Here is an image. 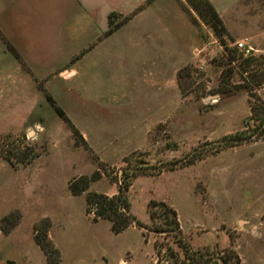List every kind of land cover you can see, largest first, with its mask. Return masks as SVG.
<instances>
[{
  "label": "rangeland",
  "instance_id": "1",
  "mask_svg": "<svg viewBox=\"0 0 264 264\" xmlns=\"http://www.w3.org/2000/svg\"><path fill=\"white\" fill-rule=\"evenodd\" d=\"M153 1L141 6V0H125V16L117 14L114 34L89 57L91 62L78 67L77 76L57 73L34 81V88L23 75L31 73L21 64L25 71L17 81L4 72L0 78V221L21 211L14 237L27 244L34 264L43 256L32 240L33 223L48 219L56 237L65 233L60 231L63 223L82 229L87 194L116 190L118 196L126 171L135 173L126 178L130 212L146 228L127 229L105 242L114 250L125 244L126 264H264V140L254 136L238 145L225 142L238 133H254L259 121L249 120L251 103L264 104V85L256 90L258 99L242 91L222 92L224 83L229 88L244 80L264 84V0H240L225 17L232 33L252 36L244 41L255 57L246 73L241 72L245 57L238 41L227 31L233 42L226 50L191 12L209 50L188 66L178 88L171 67L153 69L159 58L153 52L178 49L170 28L177 33L186 22V2L162 0L148 8ZM136 12L125 25V18ZM164 15L174 23L144 34L147 21ZM229 51H237L231 63ZM55 108L80 135L73 134ZM165 108L177 110L163 113L149 135H125L132 110L158 114ZM134 139L136 149L126 150ZM96 172L102 178L87 193L70 194L71 181ZM161 202L170 208L175 225L168 224Z\"/></svg>",
  "mask_w": 264,
  "mask_h": 264
},
{
  "label": "crops",
  "instance_id": "2",
  "mask_svg": "<svg viewBox=\"0 0 264 264\" xmlns=\"http://www.w3.org/2000/svg\"><path fill=\"white\" fill-rule=\"evenodd\" d=\"M146 1L141 0V6ZM160 1L162 0H154L148 8ZM209 1L219 13L225 28L235 41L249 42L252 40V36L248 34L235 35L234 32L232 33L225 19L230 10L235 8L240 0H233L232 3H228L226 0ZM181 8L183 9L182 6ZM113 13L125 16V0H0V78L12 76L14 81H17L18 73L25 71L22 69V65H24L26 71L31 73L28 75L22 74L31 82L34 88L36 87L34 81H46L53 76L55 78L57 73H59V76L63 73H66L69 77L77 76L78 67L91 62L89 57L94 54L97 55L98 48L104 43L103 40L108 38L106 34L109 29V16ZM183 13L186 22L183 23L182 28H179L177 33H174L170 28V31H172L171 36L178 49L172 50L168 46L166 49L161 50L159 48L153 52L154 55L159 57L153 60L155 64L153 69H162V65L171 67L177 88L178 72L195 64L196 60L203 59V57L199 58V55H205L209 50V45L201 39L191 17L184 9ZM174 20V18L167 15L155 18L153 21L150 19L147 21L144 34H150L156 25L158 27L160 24H173ZM8 46L16 51L21 63H19L18 57L8 49ZM3 72L7 74L3 76ZM158 92L161 93V91ZM176 110L177 108L174 111H167V108H165L162 113L156 114L154 111L147 114L144 110L134 109L128 115L129 124L125 135L130 137L149 135L155 124L162 122L163 113L170 115ZM142 111L146 114H141ZM136 143L137 140L134 139L130 145L131 147L126 148V150L136 149L134 148ZM102 194L116 196L118 192L111 190ZM16 211L21 213L18 209L13 212ZM13 212L11 211L4 216H8ZM21 215L22 222L23 214L21 213ZM86 219L85 226L80 230L77 229L74 223L70 227H67L64 223L63 225L60 224V231H65L62 236L56 237L52 233L51 226L49 236L61 252V264H67L66 259L70 260V258L74 260L72 264H97V262L109 264L106 261L107 258L115 264H121L124 261L125 244L123 243L122 246L114 250L108 247L105 242L113 235H123L125 231L121 234H114L109 221L100 220L95 222L87 213ZM41 221L43 220L32 225V240L43 256L38 264H47L45 254L34 239L33 228ZM63 221L64 217L60 222ZM21 222L9 235H4L0 228V264H34V258L29 248H27V244L14 237L21 226ZM103 222H106L107 225L100 227ZM129 229L143 232V229L140 230L133 226ZM93 253L95 254L94 259H92Z\"/></svg>",
  "mask_w": 264,
  "mask_h": 264
},
{
  "label": "trees",
  "instance_id": "3",
  "mask_svg": "<svg viewBox=\"0 0 264 264\" xmlns=\"http://www.w3.org/2000/svg\"><path fill=\"white\" fill-rule=\"evenodd\" d=\"M186 5H184L185 11L191 17L193 24L198 25V21L192 15V11L197 14L201 21L213 32L214 36L220 41L222 46L228 50L229 43L233 42L229 37L227 30L221 20V17L213 4L209 0H185ZM137 14L133 13L125 18V24L128 23L133 17ZM118 18L116 13H113L109 16V30L107 36L115 32L116 28L115 19ZM10 50L20 59L16 51L10 47ZM237 51H229L230 63L236 60V57L233 54H236ZM244 58L243 54L242 57ZM255 61V57L251 56L243 59L240 67L243 69V73H246V69L251 67ZM190 67V66H189ZM185 67L181 69L178 74V80H182L183 73L189 71L190 68ZM224 83L223 93H233L242 91L250 96L251 99H258L256 95V90L262 88L264 84L257 83L252 84L249 81L244 80L243 83L234 86L233 88L225 87ZM52 103V99H49ZM57 115L69 126L75 136L80 135L79 131L71 123L66 114L59 108H55ZM251 117L249 120L259 121V125L254 130L253 134L246 135L243 132L231 136L228 139H225V142H231L232 145L242 144L244 142L250 141L254 136L258 139L264 140V104L260 106L251 103ZM248 122L246 127H248ZM229 143V144H231ZM86 145V144H85ZM87 147V146H86ZM8 163L14 168H18L15 164L12 163L10 159H7ZM23 166L27 165V162L22 163ZM133 171L124 172V176L128 178L130 175H134ZM102 178V175L99 172H96L91 177L83 176L77 179H74L69 184V192L72 196H82L88 192L90 185L99 179ZM126 178L122 186L119 188V195L115 197H108L105 194L99 193H88L86 197L87 203V215L89 216L92 210H95L96 217L93 218V221L97 222L100 220L109 221L112 226V231L114 234H121L132 226H135L138 229H145L146 227L141 224L136 217L130 212V204L128 201L127 193L131 187L130 183L126 181ZM155 202H153L154 204ZM159 206L162 207L164 211L168 213V224L175 225V222L171 219V212H168L170 209L165 203H159ZM152 211V210H151ZM152 213V212H151ZM22 215L19 212L10 214L9 216L4 217L0 221V228L4 235H9L13 229H15L21 222ZM152 220H156L154 214L151 215ZM51 229V223L48 219H45L34 226V239L37 245L41 248L46 257L47 264H61L62 257L59 249L54 245L50 239L49 232ZM175 231V230H174Z\"/></svg>",
  "mask_w": 264,
  "mask_h": 264
},
{
  "label": "built area",
  "instance_id": "4",
  "mask_svg": "<svg viewBox=\"0 0 264 264\" xmlns=\"http://www.w3.org/2000/svg\"><path fill=\"white\" fill-rule=\"evenodd\" d=\"M236 46L238 50L242 51L243 56L245 58L253 56L254 50L251 47H248L244 41L238 42ZM200 69L203 70V68ZM89 216L91 218H95L96 217L95 210H92ZM121 264H126L125 260L122 261Z\"/></svg>",
  "mask_w": 264,
  "mask_h": 264
}]
</instances>
